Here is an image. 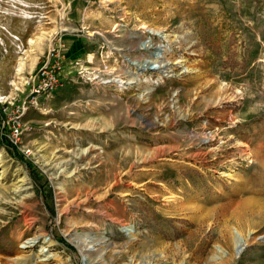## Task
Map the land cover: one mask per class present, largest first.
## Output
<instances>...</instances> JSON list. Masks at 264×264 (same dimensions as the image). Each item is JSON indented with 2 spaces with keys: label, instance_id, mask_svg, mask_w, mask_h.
<instances>
[{
  "label": "rangeland",
  "instance_id": "rangeland-1",
  "mask_svg": "<svg viewBox=\"0 0 264 264\" xmlns=\"http://www.w3.org/2000/svg\"><path fill=\"white\" fill-rule=\"evenodd\" d=\"M0 115V264H264V0H0Z\"/></svg>",
  "mask_w": 264,
  "mask_h": 264
},
{
  "label": "built area",
  "instance_id": "built-area-1",
  "mask_svg": "<svg viewBox=\"0 0 264 264\" xmlns=\"http://www.w3.org/2000/svg\"><path fill=\"white\" fill-rule=\"evenodd\" d=\"M64 50V43L61 36L58 35L49 45L46 55L36 69L24 76L22 83L23 96L15 105L17 119L11 124L10 142L16 143L22 132L19 117L31 108L37 109L39 99L55 91L60 86L65 67ZM6 138L8 139V137Z\"/></svg>",
  "mask_w": 264,
  "mask_h": 264
},
{
  "label": "crops",
  "instance_id": "crops-1",
  "mask_svg": "<svg viewBox=\"0 0 264 264\" xmlns=\"http://www.w3.org/2000/svg\"><path fill=\"white\" fill-rule=\"evenodd\" d=\"M24 15H27L26 14V12H24ZM79 45L76 43V44H74L73 46H72V48L69 50V52L67 53V58H69V57H74V55H77L78 54V51L80 52V50H78L77 49V47H78ZM83 49V48H82ZM81 53V52H80ZM70 79V78H69ZM101 91H98V89H97V92L98 93H100V94H106V91H105V89H100ZM65 91H67V89L65 88V87H59L58 89H56L55 91H53L52 93H50V94H48V95H46V96H43V97H41L40 98V100H41V103L43 104V103H45L46 102V100L48 99V98H50V97H53V98H55L56 97V95H59V94H61L62 92H65ZM66 93V92H65ZM109 100H110V96H109V98L108 99H104V103L105 102H109Z\"/></svg>",
  "mask_w": 264,
  "mask_h": 264
},
{
  "label": "trees",
  "instance_id": "trees-1",
  "mask_svg": "<svg viewBox=\"0 0 264 264\" xmlns=\"http://www.w3.org/2000/svg\"><path fill=\"white\" fill-rule=\"evenodd\" d=\"M0 119H2V116H1V115H0ZM0 144L3 145V146L6 148V150H7L8 152L13 153V151H12V144H11V143L8 141V139H7L5 136H3V135H0ZM23 163H24V165L27 166V168L29 169V174H30L31 178L33 179V181H34L37 185L40 184V186H41L42 184L40 183L39 178H38V176L35 174V172L33 171L32 167L29 166L27 162H23ZM30 168H31V169H30ZM51 214H52V216L54 215V214H53V211H51Z\"/></svg>",
  "mask_w": 264,
  "mask_h": 264
},
{
  "label": "water",
  "instance_id": "water-1",
  "mask_svg": "<svg viewBox=\"0 0 264 264\" xmlns=\"http://www.w3.org/2000/svg\"><path fill=\"white\" fill-rule=\"evenodd\" d=\"M150 33H151V31H150ZM156 35H158V33H155ZM148 42V40H145V41H143L142 42V46H146V43ZM161 49H160V47L159 46H156L155 47V52L154 53H151V55H154V56H160L161 55ZM143 68V67H142ZM147 68L148 69H150V70H156L157 68H158V66L156 65V64H152V63H150L148 66H147Z\"/></svg>",
  "mask_w": 264,
  "mask_h": 264
},
{
  "label": "bare ground",
  "instance_id": "bare-ground-1",
  "mask_svg": "<svg viewBox=\"0 0 264 264\" xmlns=\"http://www.w3.org/2000/svg\"><path fill=\"white\" fill-rule=\"evenodd\" d=\"M160 45V44H159ZM158 45V46H159ZM161 46V45H160ZM157 57H160V56H157ZM156 58V57H155ZM246 204V203H245ZM263 211H264V209H263ZM126 229L127 230H129L130 232H133V230H132V228H128V227H126ZM38 239H39V237L37 236V237H35L33 240H32V244H34V243H36L37 241H38ZM30 243V242H29ZM239 243V241L237 240V244ZM80 250H81V252H83V254H86L85 252H86V250H87V248H86V246H83V245H81L80 246ZM42 251H47L45 248H42Z\"/></svg>",
  "mask_w": 264,
  "mask_h": 264
}]
</instances>
